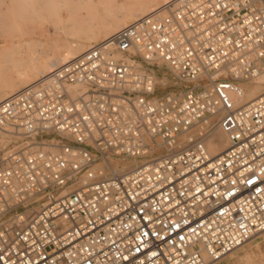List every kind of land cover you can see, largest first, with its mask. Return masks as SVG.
Returning a JSON list of instances; mask_svg holds the SVG:
<instances>
[{"label": "built area", "instance_id": "built-area-1", "mask_svg": "<svg viewBox=\"0 0 264 264\" xmlns=\"http://www.w3.org/2000/svg\"><path fill=\"white\" fill-rule=\"evenodd\" d=\"M263 73L264 0H176L3 98L0 264H207L264 232Z\"/></svg>", "mask_w": 264, "mask_h": 264}, {"label": "bare ground", "instance_id": "bare-ground-1", "mask_svg": "<svg viewBox=\"0 0 264 264\" xmlns=\"http://www.w3.org/2000/svg\"><path fill=\"white\" fill-rule=\"evenodd\" d=\"M46 1L47 0H43L42 3ZM58 1L61 3H65V0ZM68 1L72 3L77 0ZM82 1L87 3L94 2V0ZM118 1L119 0H114V6H118V4H121V2ZM175 1L176 0H124L123 3L126 4L127 7L123 8L119 5V7H121L120 12L118 11V13L116 14L104 15L94 14L88 10L84 14L80 12L74 13L73 9L70 8L67 11L65 17L58 15V19L63 20L69 26L62 29L61 32H56L54 30L55 32L49 47L41 53H36L26 61L24 60L23 62H21L22 64L18 65V63L16 62L18 66L15 67L13 73L15 74L14 79H16L19 84H14L15 86H10V88H7L9 85L7 84V86L4 84H6L9 79L7 81L4 80L6 83H2L4 86H0V101L8 95L14 94L22 88L33 86L38 82L45 81L52 68L76 58L84 51L91 48V43L93 41L95 42L98 38H106L117 32L121 28H124L151 13L160 12L163 9H168ZM158 4H160V6H158ZM156 5L158 7H155ZM43 8L44 6L42 5L38 9H34L33 14L41 13ZM16 48L17 47L14 46L13 50H15ZM10 50H12V48ZM10 81H12V79ZM159 81L161 83H164L166 81V78H160ZM249 84L253 85L244 86V84H242L244 93L242 100L244 103L251 102L256 97L264 93V73L259 75ZM205 145L209 156L213 157L224 151L228 146V142L223 133H221L220 131H215L207 138ZM130 166V163L118 164L112 167L111 171L123 172L126 169H129Z\"/></svg>", "mask_w": 264, "mask_h": 264}, {"label": "rangeland", "instance_id": "rangeland-1", "mask_svg": "<svg viewBox=\"0 0 264 264\" xmlns=\"http://www.w3.org/2000/svg\"><path fill=\"white\" fill-rule=\"evenodd\" d=\"M42 1L0 0V86L8 84L9 86L7 85V88H10V86L18 85L19 83L14 79L15 74L13 70L15 67L36 53H41L46 50L50 45L54 32H61L62 29L69 26L63 20L58 19V15L65 17L70 8L73 9L74 13L80 12L84 14L88 10L98 15L116 14L118 11H121L119 5L123 8L127 7L123 3L124 0H119L118 2H121V4H118V6H114V0H94L92 3H87L82 0H77L72 3L68 0H65V3H61L58 0H47L43 3ZM42 5L44 8L41 13L33 14V10L38 9ZM158 6L156 5L155 7ZM165 11L166 9H163L160 13L165 14ZM102 38L104 39L105 37H100L91 44L100 42ZM14 46L17 47L15 49L16 51L13 50ZM11 48L12 50H10ZM11 79L12 81H10ZM4 80H8L7 83ZM2 83L6 84L3 85ZM165 84L168 87L172 86V81H170L169 77H167ZM249 85L253 84H244V86ZM118 164L121 163L112 162V166ZM242 245L230 252L229 255L227 254L219 262L211 263L264 264V232L257 234L250 241L248 240ZM211 263L208 262L207 264Z\"/></svg>", "mask_w": 264, "mask_h": 264}]
</instances>
